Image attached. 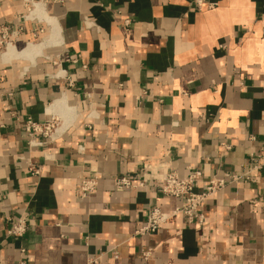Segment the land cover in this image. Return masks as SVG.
<instances>
[{
  "label": "crops",
  "instance_id": "1",
  "mask_svg": "<svg viewBox=\"0 0 264 264\" xmlns=\"http://www.w3.org/2000/svg\"><path fill=\"white\" fill-rule=\"evenodd\" d=\"M41 3L0 0V264H264V163L206 198L201 223L179 214L149 234L134 232L147 210L181 199L113 185L149 165L198 169L202 189L262 162L264 0ZM26 116L56 117L57 137L29 146ZM18 216L27 231L8 236Z\"/></svg>",
  "mask_w": 264,
  "mask_h": 264
},
{
  "label": "built area",
  "instance_id": "2",
  "mask_svg": "<svg viewBox=\"0 0 264 264\" xmlns=\"http://www.w3.org/2000/svg\"><path fill=\"white\" fill-rule=\"evenodd\" d=\"M46 0H21L23 6L30 10L37 2ZM205 3V0H193L196 8L200 9ZM208 7L214 5L207 3ZM127 22V21H126ZM11 34L8 32L6 26L0 28V46L6 44L10 40ZM58 120L56 117L51 116L43 121L33 119L31 116L24 117L23 130L27 137L28 145L31 147L40 146L46 142L52 141L57 137ZM224 149H228L229 145L222 144ZM251 160L248 169L242 174H232L230 172L224 173L221 177L212 176L207 179L202 189H196V180L201 176V171L198 169H188L185 176L180 177L176 171L169 168L167 171L148 172L151 167L145 165V171L138 177L131 175H121L114 179L113 185L116 190L122 189H136L148 185H156L160 191L169 196L178 197L181 203L176 206L170 213H165L158 207H150L145 216L143 223L134 231L135 234H149L154 233L158 227L165 223L170 217L175 215H182L187 224L201 223L203 215L199 210L201 203L216 191L223 189L227 184L238 180L254 181L251 171H256L261 168L264 163L259 162L252 154H249ZM159 166L155 171H158ZM30 172L36 174L37 169L30 165ZM97 186V175H82L77 187V196L80 199L88 197ZM6 220L10 223L7 229V235L11 237H22L27 231L28 224L24 217H7ZM116 257V252L114 251ZM150 255V250H143L141 256L147 259Z\"/></svg>",
  "mask_w": 264,
  "mask_h": 264
},
{
  "label": "bare ground",
  "instance_id": "3",
  "mask_svg": "<svg viewBox=\"0 0 264 264\" xmlns=\"http://www.w3.org/2000/svg\"><path fill=\"white\" fill-rule=\"evenodd\" d=\"M39 4H42V3H41V2H37V3H35L32 9H34V7H36V6L39 5ZM10 43H11V42L6 43L5 46L9 45ZM5 50H6V49H5ZM5 50H4V51H5Z\"/></svg>",
  "mask_w": 264,
  "mask_h": 264
},
{
  "label": "rangeland",
  "instance_id": "4",
  "mask_svg": "<svg viewBox=\"0 0 264 264\" xmlns=\"http://www.w3.org/2000/svg\"><path fill=\"white\" fill-rule=\"evenodd\" d=\"M1 46H4V44H2Z\"/></svg>",
  "mask_w": 264,
  "mask_h": 264
}]
</instances>
